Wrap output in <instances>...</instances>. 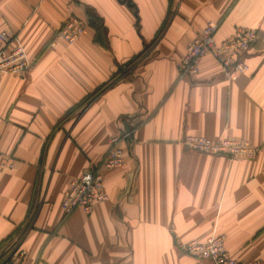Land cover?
I'll use <instances>...</instances> for the list:
<instances>
[{
  "label": "crops",
  "instance_id": "0c3cea01",
  "mask_svg": "<svg viewBox=\"0 0 264 264\" xmlns=\"http://www.w3.org/2000/svg\"><path fill=\"white\" fill-rule=\"evenodd\" d=\"M130 1L136 11L117 0H0V32L29 64L22 75L0 72V259L18 248L19 264H203L177 244L223 234L235 260L264 263V0ZM72 16L86 22L80 38L50 46ZM209 21L217 42L255 30L239 54L248 70L227 80L207 55L197 76L178 79ZM123 129L133 145L106 172L107 199L64 216V191ZM188 134L257 153L196 152L182 143Z\"/></svg>",
  "mask_w": 264,
  "mask_h": 264
},
{
  "label": "built area",
  "instance_id": "2783aa9c",
  "mask_svg": "<svg viewBox=\"0 0 264 264\" xmlns=\"http://www.w3.org/2000/svg\"><path fill=\"white\" fill-rule=\"evenodd\" d=\"M218 24L216 21L207 22L200 33L188 43L177 65L178 79L197 76L202 59L207 55L218 63L227 80H234L248 70V65L239 54L256 42L257 33L251 28L237 27L230 37L217 42L215 32ZM85 27V20L75 16L69 17L54 32L49 45L54 46L57 41L73 43L80 38ZM13 38L9 31L0 32V72L22 75L28 68V59L20 45H11ZM182 143L196 152L229 158L253 159L257 153V149L248 142L236 139H211L188 134L183 137ZM132 145L133 129H123L109 138L106 153L99 162L84 169L64 191L61 201L64 216L75 209H81L89 214L97 203L107 199L103 191L106 172L125 165L126 156ZM3 166L10 168L13 164ZM177 248L184 254L202 260L203 264H264L260 260H235L225 248L223 234L211 236L203 242L198 240L179 242ZM22 255L23 251L16 248L8 253L0 264H19Z\"/></svg>",
  "mask_w": 264,
  "mask_h": 264
},
{
  "label": "trees",
  "instance_id": "16d2710c",
  "mask_svg": "<svg viewBox=\"0 0 264 264\" xmlns=\"http://www.w3.org/2000/svg\"><path fill=\"white\" fill-rule=\"evenodd\" d=\"M91 21L93 23H95L97 25V29L99 30L100 24L97 21V19L90 17ZM158 36V35H157ZM145 51H142L139 55L135 56L133 58V60L130 61L131 63H134L135 61H137L142 54ZM116 75H113L107 82L103 83L101 86H99L95 91H93L91 94L87 95L86 97H84L78 104H76L75 106H73L70 110H69V115L72 114V112H75L76 110H78L80 107L82 108L87 102H89L95 95H97L101 90H103L104 88H106L109 84H111L114 81ZM14 235V233L12 234ZM8 237L5 241L11 239L13 236Z\"/></svg>",
  "mask_w": 264,
  "mask_h": 264
},
{
  "label": "water",
  "instance_id": "95a60500",
  "mask_svg": "<svg viewBox=\"0 0 264 264\" xmlns=\"http://www.w3.org/2000/svg\"><path fill=\"white\" fill-rule=\"evenodd\" d=\"M117 1H119L120 3H125L129 7H133L134 10L136 11V8H135L134 4H132L130 0H117ZM135 11H134V14H136Z\"/></svg>",
  "mask_w": 264,
  "mask_h": 264
},
{
  "label": "rangeland",
  "instance_id": "374dc122",
  "mask_svg": "<svg viewBox=\"0 0 264 264\" xmlns=\"http://www.w3.org/2000/svg\"><path fill=\"white\" fill-rule=\"evenodd\" d=\"M4 253H5V252H4ZM4 253L2 252V257H1V259H0V263L2 262V259L6 256ZM6 254H7V252H6ZM3 256H4V257H3Z\"/></svg>",
  "mask_w": 264,
  "mask_h": 264
}]
</instances>
